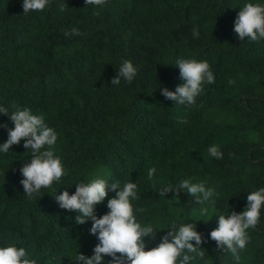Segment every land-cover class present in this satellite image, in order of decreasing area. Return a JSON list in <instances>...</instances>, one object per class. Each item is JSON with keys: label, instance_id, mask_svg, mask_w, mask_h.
Segmentation results:
<instances>
[{"label": "trees", "instance_id": "16d2710c", "mask_svg": "<svg viewBox=\"0 0 264 264\" xmlns=\"http://www.w3.org/2000/svg\"><path fill=\"white\" fill-rule=\"evenodd\" d=\"M22 2L0 0V106L44 116L58 139L42 150H52L66 174L29 198L20 169L31 149L22 140L0 152V247H23L36 264H79L80 252L91 258L99 243L92 222L77 225L79 213L61 209L55 196L105 179L137 184L134 215L156 235L145 238L146 251L173 225L178 231L191 223L204 237L205 257L190 264H237L210 233L219 215L243 212L248 193L264 188V38L242 41L234 32L240 10L264 0H106L103 6L49 0L43 11L27 14ZM73 28L80 34L66 36ZM180 59L207 61L215 77L194 105L177 104L160 90L184 83ZM123 60L132 61L137 75L113 86ZM3 124L14 128L10 116H0ZM7 139L0 127V146ZM212 145H219L221 159L209 155ZM185 179L214 189L215 205L184 191L179 199L174 192L160 197L162 187L175 189ZM115 195L109 188L95 206L98 217ZM247 234L238 264H264V206ZM111 259L105 255L103 264Z\"/></svg>", "mask_w": 264, "mask_h": 264}, {"label": "clouds", "instance_id": "9594fccd", "mask_svg": "<svg viewBox=\"0 0 264 264\" xmlns=\"http://www.w3.org/2000/svg\"><path fill=\"white\" fill-rule=\"evenodd\" d=\"M48 2L49 0H23L22 8L25 14L31 11H43ZM86 3L103 6L106 0H86ZM60 11H64L63 5L60 6ZM234 24V32L242 41L245 38L250 41L264 38V5L246 4L238 13ZM79 34L76 28L70 33H65L66 36ZM198 36L199 32L193 30V37ZM176 65L180 69V79L184 83L175 91L162 87L161 93L177 104L194 105L196 97L203 90L202 85L215 82L210 65L207 61L195 59H180ZM136 75L137 69L132 61L123 60L111 84L119 85L121 78L130 84ZM234 83L235 81L229 80V84ZM0 113L3 114L0 116H10L14 124V128H8L7 124L0 125L8 131V139L0 146V152L7 153L13 145H19L22 140L24 148L31 149V159L20 169L23 177L20 183L25 194L33 198L42 188H50L66 174L61 159L55 156L52 150H42L45 145L51 149L56 144L57 133L45 123L43 115H33L30 109L9 113L6 107L0 106ZM181 122L186 123L183 120ZM208 153L217 159L223 157L219 145L210 146ZM155 172V168L150 169L148 178L152 179ZM109 188L116 193L115 197L107 202L110 211L98 217L95 206L103 203ZM136 189L137 184L134 182H125L121 186L118 181L108 184L105 179H93L88 183L76 184L74 194L70 195L65 190L55 196L61 209L79 213L75 218L77 225H83L90 220L92 222L90 234L97 236L99 240L91 258L79 253L77 256L79 264H103L105 255L112 257L108 264H190V261L197 257L203 260L205 251L201 245L205 240L196 230L197 225L191 223L181 225L178 231L173 225L158 246L145 250V238L151 237L155 240L156 235L151 224L142 227L137 222L132 204L133 200L140 198ZM181 191L195 197L197 203L211 201V204L215 205V199L212 198L217 194L214 189L206 188L204 183H192L187 179L181 180L175 189L168 185L162 187L158 193L160 197H165L168 193L174 192L176 199H179ZM246 199L247 205L243 212L238 214L231 211L230 215H219L218 227L210 233V238L216 242L217 249L231 252L237 264L240 260L238 250L244 249L250 239L247 230L256 228L259 223L261 208L264 206V188L248 193ZM136 211L144 212L145 209L139 208ZM202 212L206 213L207 208L202 209ZM169 237H172L171 241ZM0 264H36V260L30 258L23 247L10 245L0 247Z\"/></svg>", "mask_w": 264, "mask_h": 264}]
</instances>
